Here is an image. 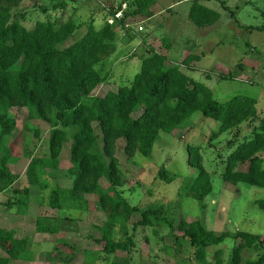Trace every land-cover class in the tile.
Returning <instances> with one entry per match:
<instances>
[{
  "label": "trees",
  "instance_id": "trees-1",
  "mask_svg": "<svg viewBox=\"0 0 264 264\" xmlns=\"http://www.w3.org/2000/svg\"><path fill=\"white\" fill-rule=\"evenodd\" d=\"M23 1L0 0V194L19 178L11 169L18 157L10 141L16 120L9 111L23 107L30 119L38 118L49 124L50 136L48 155L32 157L27 165L28 187L23 191L24 197L15 202L20 207L27 206L30 188L34 187L50 190L46 203L54 209L61 208V200L73 210L85 209L87 196L96 195L106 219L98 227L100 236L92 239L105 260L110 254L129 253L135 247L133 233L137 227L158 226L169 229L177 246L189 244L192 247L190 260L195 256L205 259L208 247L231 238L235 245L228 264H264V241L259 234L240 230L217 233L207 229L200 220L170 216L163 204L144 209L131 205L119 189L125 184V175L116 156L120 139L125 142L123 149L129 157L137 153L149 156L160 132L174 134L194 112L200 111L203 117L219 121V128L211 139L225 131L236 130L228 144L241 135L243 123L250 124L249 133L227 155L221 176L233 185L264 188V116L257 115L256 100L241 95L224 102L216 100L208 86L180 69L197 56H186L180 63L170 64L167 52H158L152 47L139 55L140 70L126 83L123 81L116 90H108L101 96L94 95L93 91L110 78L109 71H103L102 65L117 50L116 29H125L128 17H152L157 1L130 0L131 6L123 11L124 16L112 24L108 19L114 17L123 2L116 9L108 8L100 28L91 20L86 31L72 42L69 40L82 27L81 23L73 17L63 22L47 19L37 21L28 29L20 20L22 16L13 13ZM190 1L188 19L195 26L203 28L217 22L219 12L207 7L202 0ZM246 28L264 30V27ZM161 41L168 50L169 39L164 37ZM227 76L229 72L222 73L220 78ZM137 111L140 113L133 116ZM68 141L71 142L68 173L72 185L62 188L56 183L51 185V180H55L54 172ZM187 152L188 164L197 168L198 173L183 180L180 192L203 202L212 191V180L203 164L200 147L188 145ZM157 173L164 182L175 179L163 166ZM101 179L107 182L106 186L101 185ZM255 202L264 210V198ZM135 214L139 218L129 228ZM35 227L39 233L55 231L39 218L35 220ZM116 231L120 238H115ZM0 248L6 253V256L0 255V264H9L10 260L23 258L27 242L18 238L14 230L0 228ZM244 249L257 251L256 258L244 257ZM215 258V264H221V251L215 252ZM110 264L129 262L113 260Z\"/></svg>",
  "mask_w": 264,
  "mask_h": 264
},
{
  "label": "rangeland",
  "instance_id": "rangeland-1",
  "mask_svg": "<svg viewBox=\"0 0 264 264\" xmlns=\"http://www.w3.org/2000/svg\"><path fill=\"white\" fill-rule=\"evenodd\" d=\"M156 1L152 17H128L126 22L130 27L116 29L117 50L102 65L103 71H109L110 78L92 94L101 96L108 90H116L123 81L126 83L140 70L139 55L152 47L158 52H167L170 64L180 63L186 56H197L196 59L190 58L189 65L182 64L180 69L208 86L218 101L224 102L234 95L254 98L257 115L263 117L264 30L246 27H264V0H202L220 14L216 23L203 28L188 19L190 0ZM121 2L126 8L130 5V0H24L13 13L22 16L20 20L28 29L37 21L63 22L73 17L82 27L69 40L72 42L86 31L91 20L100 28L108 8L116 9ZM164 37L171 43L168 50L162 46ZM227 72L230 76L220 78ZM139 113L137 111L133 116ZM9 115L16 120L10 141L18 157L11 169L19 178L0 194V228L14 230L18 238L27 242L23 258L10 260L9 264H110L113 260L129 264H215L216 251H221V264H228L235 245L233 239L227 238L208 247L205 259L195 256L190 260L188 255L192 247L189 244L177 246L169 229L158 226L137 227L133 233L135 247L129 253L110 254L105 260L92 239L100 236L98 227L106 219L96 195L87 196L85 209L73 210L65 200H61L60 209H54L46 203L50 190L34 187L30 188L27 206L20 207L15 202L24 197L23 191L28 187L25 170L32 157L48 155L50 127L41 119H30L23 107H13ZM219 125V121L203 117L200 111H196L174 134L160 132L149 156L137 153L129 157L123 149L125 142L118 140L116 156L125 175V184L119 189L131 205L140 209L163 204L168 214L177 219L200 220L207 229L217 233L240 230L259 234L264 241V210L255 202L264 198V188L233 185L221 176L227 155L249 133L250 124L240 126L241 135L231 144L228 142L234 138V129L211 139ZM94 127L99 135L97 126ZM67 130L73 131V128ZM98 143L101 146L100 136ZM70 145L68 141L64 146L51 185L56 183L62 188L72 185L68 173ZM188 145L200 147L203 164L212 180V191L203 202L180 192L183 180L198 173V169L187 162ZM161 166L175 176L172 182H164L158 177ZM100 182L102 186L107 184L104 179ZM36 218L42 224L54 227L55 231L37 232ZM138 218V214L132 216L129 228ZM115 238H120L117 231ZM242 254L254 259L258 252L244 249ZM0 255L6 256L1 248Z\"/></svg>",
  "mask_w": 264,
  "mask_h": 264
},
{
  "label": "built area",
  "instance_id": "built-area-1",
  "mask_svg": "<svg viewBox=\"0 0 264 264\" xmlns=\"http://www.w3.org/2000/svg\"><path fill=\"white\" fill-rule=\"evenodd\" d=\"M105 7V5H103ZM107 7V6H106ZM126 9V5L125 4H122L121 5V9H118L115 13H114V17H109L108 19V23L112 24L114 23L115 19H121L124 14H123V11ZM125 28H129L130 27V24L129 23H125ZM141 29V28H140Z\"/></svg>",
  "mask_w": 264,
  "mask_h": 264
}]
</instances>
